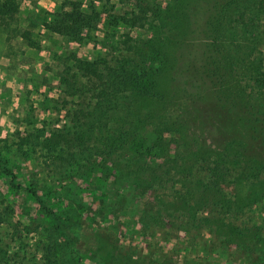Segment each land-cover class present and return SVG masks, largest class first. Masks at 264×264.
<instances>
[{"label":"trees","instance_id":"trees-1","mask_svg":"<svg viewBox=\"0 0 264 264\" xmlns=\"http://www.w3.org/2000/svg\"><path fill=\"white\" fill-rule=\"evenodd\" d=\"M18 12L19 0H0V29L38 51L37 25L21 27ZM45 26L102 51L55 55L59 116L16 132L14 155L61 188L98 178V213L131 211L148 245H125L29 187L44 219L16 220L0 191V264H264V0H60ZM195 31V82L234 128L218 145L193 138L185 155L171 126L150 112L146 122L138 108L163 102L159 80ZM8 162L0 155V174L19 189Z\"/></svg>","mask_w":264,"mask_h":264},{"label":"rangeland","instance_id":"rangeland-1","mask_svg":"<svg viewBox=\"0 0 264 264\" xmlns=\"http://www.w3.org/2000/svg\"><path fill=\"white\" fill-rule=\"evenodd\" d=\"M59 2L19 0L18 24L21 27H27L31 22L37 25L33 33L40 44L38 51L26 48L18 40L8 42L5 32L0 29V155L8 159L7 167L16 174V183L21 187L9 188L6 179L0 174V191L13 205L16 220L28 222L34 218L44 219L39 203L26 190L33 187L46 206L56 211L69 209L73 216L81 218L89 226L107 227L120 242L145 253L147 238L139 233L140 224L134 213L127 210H119L116 215L98 213L97 201L101 194V181L98 178H71L64 181V188H61L53 179L40 174L37 168L14 155L16 132L39 128L44 122L59 116L51 108L56 97L55 55L73 51L83 59H92L102 51L100 41L96 46L87 41L73 43L47 31L45 22L56 14ZM201 19V15H198L196 24ZM122 31L121 27L118 28L116 37ZM132 34L136 35L134 32ZM96 35L98 40L103 39L102 32ZM190 39L188 46L178 55L174 69L167 71L159 80L163 102L143 104L138 108L139 116L146 122L150 119L152 123L167 122L172 129L171 136L177 139L180 151L184 154L188 149H181V146L185 144L186 148H190L193 138L200 146L202 137L218 145L234 128L226 122L225 115L215 108L212 101L203 100L205 90L196 84L198 78L194 72L203 40L196 31ZM5 56L9 61L4 59ZM147 112L151 114L150 119L146 118ZM160 245L170 258L173 243L162 237ZM188 258L192 260L191 255ZM79 264L91 263L84 259Z\"/></svg>","mask_w":264,"mask_h":264},{"label":"crops","instance_id":"crops-1","mask_svg":"<svg viewBox=\"0 0 264 264\" xmlns=\"http://www.w3.org/2000/svg\"><path fill=\"white\" fill-rule=\"evenodd\" d=\"M49 21H50V18H48L46 22L48 23ZM46 22H45V24H46ZM43 49H44V48H41V50H43ZM4 59L9 61V59H8L7 56H5Z\"/></svg>","mask_w":264,"mask_h":264}]
</instances>
